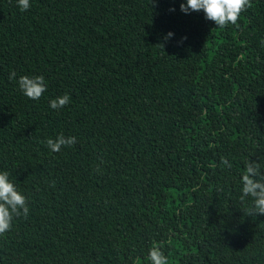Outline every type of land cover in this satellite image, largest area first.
Wrapping results in <instances>:
<instances>
[{"label": "trees", "instance_id": "obj_1", "mask_svg": "<svg viewBox=\"0 0 264 264\" xmlns=\"http://www.w3.org/2000/svg\"><path fill=\"white\" fill-rule=\"evenodd\" d=\"M182 3L0 0V171L29 207L0 264H151L154 244L169 264H264L240 200L248 161L264 173V0L221 28ZM23 75L45 77L39 100ZM61 134L76 143L52 152Z\"/></svg>", "mask_w": 264, "mask_h": 264}, {"label": "clouds", "instance_id": "obj_2", "mask_svg": "<svg viewBox=\"0 0 264 264\" xmlns=\"http://www.w3.org/2000/svg\"><path fill=\"white\" fill-rule=\"evenodd\" d=\"M17 6L22 12L31 7V0H17ZM252 6L251 0H186L182 3L180 9L185 14L191 12L205 13L207 20L213 21L218 28L225 27L228 24H236L240 15ZM175 11V9H171ZM174 34L168 33L167 38ZM9 79H16V73L13 71ZM18 85L20 91L31 100H39L47 91L45 77L23 75L19 77ZM71 97L68 94L59 96L50 101V107L54 110L64 108L70 103ZM47 147L52 152H60L62 147L74 145L75 137H65L63 134L55 139L49 138ZM222 165L231 168L227 158H222ZM242 195L240 200L246 198L252 199V205L246 209V214L264 216V173L261 172V163H254L251 160L246 164L245 172L242 176ZM245 214V213H244ZM23 215L25 218L29 215L28 200L16 187V184L10 180V173L0 171V235L10 231L13 219ZM147 259L151 264H169L168 257L162 250V246L154 244L148 253ZM136 264H140L139 260Z\"/></svg>", "mask_w": 264, "mask_h": 264}]
</instances>
